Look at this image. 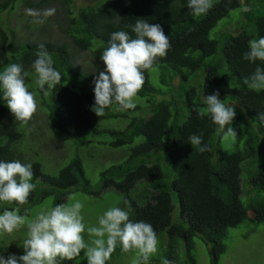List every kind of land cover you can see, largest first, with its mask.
I'll return each instance as SVG.
<instances>
[{
	"label": "trees",
	"instance_id": "1",
	"mask_svg": "<svg viewBox=\"0 0 264 264\" xmlns=\"http://www.w3.org/2000/svg\"><path fill=\"white\" fill-rule=\"evenodd\" d=\"M21 1L29 7L38 6L35 0H0V14L10 16ZM56 1L64 11L61 26L54 20L61 39L48 38L46 23L41 39H30L24 28L17 40L14 30L4 27L0 18V72L12 63L22 64L29 72L25 82L38 103L30 121L40 130L52 131L67 143L79 133H107L112 136L105 144L110 147L107 155L111 158L105 157L104 162H113L102 167L96 187L85 175L80 145L53 176L31 163L36 187L28 203L19 206L20 214L28 215L25 209L49 196L55 206L66 203L72 191L99 197L114 190L122 198L118 207L127 210L124 201L131 205L132 221L151 224L157 238L168 236L167 254L161 250L160 258L155 254L150 264H159L162 259L179 264L173 257L179 240L184 243L185 264H196L192 254L195 239L207 247L209 264H218L225 252L223 241L228 229L248 219L264 222V198L260 196L264 193V122L258 119L264 114V90L244 84L260 62L252 64L243 59L249 41L264 37V1L256 4L259 0H248L244 6L240 0H213L214 6L200 16L191 14L187 0H85L83 6L82 0ZM233 11H238L240 18ZM138 18L161 25L170 49L152 69L145 70L134 109L122 110L113 103L97 117L91 108L95 103L94 80L104 70L100 56L111 33L124 30L134 38L131 27L125 26L134 25ZM221 21L239 30L223 26L222 31L211 35ZM26 24L34 26L31 20ZM40 44L52 55L53 67L62 76L48 95L38 90L31 68ZM81 55L86 58L80 60ZM217 92L222 102L235 107L230 126L237 128L238 136L232 152L221 148L223 135L204 113L202 96ZM112 118H125L126 123L120 129L106 128L103 122ZM20 126L6 102L0 100V161L25 163L26 158L18 152L24 137ZM201 133L203 143L211 148L202 154L192 149L188 140ZM248 169L253 198L243 205L242 173ZM175 206L180 222L172 220ZM15 207V203L2 207L0 214ZM130 253L123 252L118 243L105 264Z\"/></svg>",
	"mask_w": 264,
	"mask_h": 264
},
{
	"label": "clouds",
	"instance_id": "2",
	"mask_svg": "<svg viewBox=\"0 0 264 264\" xmlns=\"http://www.w3.org/2000/svg\"><path fill=\"white\" fill-rule=\"evenodd\" d=\"M213 0H187V7L192 15H205L213 7ZM26 15L33 17V23L43 25L55 9H46L43 13L35 9H26ZM129 32L120 30L111 33L108 47L103 51L100 60L104 70L94 80L95 103L91 110L97 117L105 114V109L113 103L122 110L136 107L137 95L143 87L145 70L152 69L159 58H164L170 49L168 36L159 24H151L145 19H137ZM243 59L256 64L254 73L244 79V84L254 90H264V37L249 41L248 51ZM52 55L44 44L38 45L36 59L31 65L35 74V84L40 92L48 95L49 90L61 82V74L53 67ZM29 72L22 64L12 63L0 72V100L15 120L27 125L36 113L38 103L36 96L29 91L26 77ZM219 93L202 96L204 113L217 131L222 133L225 141L235 139L238 130L232 127L236 116L235 107L228 106L219 98ZM264 122V114L258 116ZM192 149L198 153L211 151L203 143V133L193 134L188 138ZM34 172L31 164L19 160L0 161V202L17 205L0 214V235H11L21 228H27L22 247L24 254L17 257L0 256V264H64L72 261L83 251L87 264H105L115 251L117 244L125 253L135 255L131 264H150V259L158 251V238L151 224L144 221H132L127 210L118 206L107 209L98 217L95 226L86 229L82 210L84 203L75 194L67 197V203L54 207L42 206L34 216L21 215L20 207L28 203V198L36 185L32 183ZM89 234L86 242L83 233ZM162 264H171L167 259Z\"/></svg>",
	"mask_w": 264,
	"mask_h": 264
},
{
	"label": "rangeland",
	"instance_id": "3",
	"mask_svg": "<svg viewBox=\"0 0 264 264\" xmlns=\"http://www.w3.org/2000/svg\"><path fill=\"white\" fill-rule=\"evenodd\" d=\"M240 1L245 6V2L248 0ZM263 1L264 0H259L256 4L262 3ZM34 3H38V6L29 7L24 1L17 2L15 10L11 12L10 16H7L5 12L1 13L0 18L4 23V27L14 30L17 40L22 37L24 28V34L28 33L30 39H41L45 36L41 35L45 28L43 25L47 23V32L50 35V37L48 35V38L55 40L59 38L61 39L62 35L60 28L57 24L55 26L54 20L58 21L60 26L62 25L63 8L56 4V0H35ZM75 4L79 5V1ZM85 4L86 1L82 0L81 5L83 6ZM29 8L38 10L41 13L46 9L54 8V17L52 20L51 17H48L46 23L43 25L34 23V26L29 28L26 22L28 20L33 21L34 19L25 13V10ZM232 14L237 15L240 18L238 11H233ZM222 21L211 31V35L214 34L216 30L222 31L224 27H230V29L233 30V24L229 27L224 26L223 23L225 22L222 23ZM81 56L82 58L80 60L86 58L85 55ZM229 105H233V103H229ZM31 121H29L27 125L21 124L20 126V130L23 132L24 137L20 147L21 150L18 149V152L26 158L24 164L37 163L45 174L53 176L60 170V168L67 164L70 156L75 154L77 147L80 145L79 155L82 158V163L85 164V175L90 179V182L94 187L99 185V174L102 167L110 166L113 162L112 160H109L106 163L104 162L105 157L108 159L111 158L107 155L110 152V147L105 145L112 140L111 135L106 133L104 136H94L90 133H79L73 136L67 143L66 140L52 131H47L43 127H41L40 130L38 126ZM125 123V118H112L103 122L106 128L117 129H120ZM36 131L37 133L35 134ZM39 132H41L40 135L38 134ZM28 136L29 138L27 139ZM90 140H94V143H89ZM55 141H57V144ZM60 141L62 143L61 146ZM97 141H102L103 144H98L96 143ZM235 142L236 140L231 138L227 141L222 139L221 148L227 152H232L236 148V145L234 144ZM250 178L251 173L249 172V169L243 171V190L241 195V202L243 205H248L253 198V193L249 192ZM72 194H75L77 198L84 203L82 215L84 217L86 229L88 226H95L100 215H102L107 209L113 206H118L122 200L121 196L114 190H107L99 197L91 196L79 191H72L69 195ZM260 196L264 198V193ZM67 202L68 201H66V203ZM53 203V198L49 196L45 200L25 209V213L28 214L26 216L30 218L34 217L41 210L42 206L54 207ZM8 205L9 204L7 203L0 202V208ZM172 220L173 222H180L178 206L174 207ZM26 232L27 228L25 226L11 235H0V256L7 258L9 255H15L17 257L23 255L24 250L22 243L26 238ZM83 235L87 242L90 239L89 234L85 231ZM168 240L166 234L160 235V237L158 236V253H156L159 254L158 258L162 255L161 250H164L167 254ZM223 243L225 246V252L220 256L218 264H264V222L255 223L248 219L242 222L238 227L228 229ZM183 245V241H177L175 250L173 251V257H175V261L179 264H185L187 260ZM192 254L196 260V264H209L207 247L199 239L194 240ZM134 255V253H130L121 255L120 257L116 256L114 257L115 261L112 264H131ZM163 260L164 259H162L159 264H162ZM64 264H87V257L82 251L78 257L74 258L72 261H65Z\"/></svg>",
	"mask_w": 264,
	"mask_h": 264
}]
</instances>
